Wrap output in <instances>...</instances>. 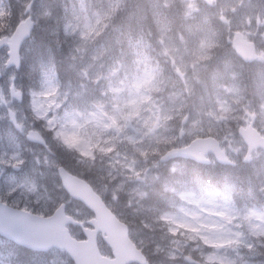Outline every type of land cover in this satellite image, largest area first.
I'll list each match as a JSON object with an SVG mask.
<instances>
[{
    "label": "rangeland",
    "instance_id": "rangeland-1",
    "mask_svg": "<svg viewBox=\"0 0 264 264\" xmlns=\"http://www.w3.org/2000/svg\"><path fill=\"white\" fill-rule=\"evenodd\" d=\"M99 1L104 3L98 9ZM143 1L142 6L134 5L135 10L140 18L148 17L155 24L157 36L152 33L150 37L156 39L151 41L142 31L133 32L131 42L120 53L110 49L103 54L97 33L113 27V21L105 20L110 0H76L61 19L51 18L52 9L43 0H0V37L11 32L15 18L18 23L28 15L36 17L33 37L21 51L20 71L6 70V50L0 52V202L43 216L63 198L42 184L41 175L51 176L58 163L55 157L32 150L21 152V160L14 139H2L8 129L7 116L12 113L25 129L40 130L50 147L63 155L69 154L58 144L61 133L53 140L46 128L74 129L63 143L78 148L82 156L92 159L93 152L109 156V167L100 175L84 172L108 206L132 225L150 264H264V153L255 152L244 163L245 149L235 133L239 123L248 122L254 113L264 134V0H230L220 6L211 0ZM6 4L14 10V18L7 16ZM135 10H128V15ZM48 21L52 23L47 35L56 40L41 53L34 38ZM171 24H176L173 29ZM125 27L129 30L128 24ZM235 29L254 41L260 55L254 65L239 71L231 65L235 61L227 48ZM168 30L172 32L167 36ZM223 35L230 37L227 42L222 41ZM133 49L144 55L153 50L157 59L162 56L176 67L185 87L174 102L193 118L189 135L217 133L235 163L228 173L240 178V185L226 176L218 178L217 184L190 180L187 174L189 182L178 176L169 185L164 178L160 180L164 173L172 175L182 166L160 164L166 151L162 146L186 142L146 134L140 127V105L148 98L136 99L128 79L129 51ZM55 52L67 53L70 60L63 81L57 75ZM115 54L123 55L127 65L117 85L108 68ZM211 55H215L210 61L214 75L223 76L217 69H224L223 61L229 59L225 70L234 71L241 81L234 77L221 84L213 77L197 82L201 61L205 67ZM32 67L37 80L29 85ZM11 86L21 94V101L10 96ZM22 163L27 168L18 175L12 173ZM39 164L43 170L36 167ZM156 185L167 196L150 202ZM62 255L51 253L33 264H71Z\"/></svg>",
    "mask_w": 264,
    "mask_h": 264
},
{
    "label": "water",
    "instance_id": "water-1",
    "mask_svg": "<svg viewBox=\"0 0 264 264\" xmlns=\"http://www.w3.org/2000/svg\"><path fill=\"white\" fill-rule=\"evenodd\" d=\"M28 23V22H27ZM26 24V23H25ZM29 34V25L24 27L21 25L11 39L8 47L10 48V60L7 66H18V48L22 40ZM236 51L243 57L245 61L252 56V45L242 42L237 37L234 40ZM238 43V45H237ZM6 44L5 40L0 41V47ZM256 134L250 128L247 131H240L249 148L262 147L264 148V140L255 139ZM27 139L43 144V139L36 132H29ZM253 140V141H252ZM197 143H192L190 147L181 150H171L167 152L162 160H167L176 157L189 158L197 161H203V154L208 152L202 150V153L195 152ZM209 151L214 153L218 162L227 163L224 155L217 148H210ZM59 175L62 180L63 187L68 193L84 202L96 215V221L93 220L91 224L96 228L94 231L86 232L87 242H76L72 240L67 232L64 230L67 219H63V207L56 210L54 216L49 219L32 216L27 213L12 210L8 207L0 205V235L16 241L21 245L30 247L33 250L45 251L51 247L65 249L75 264H127L130 262H137L144 264L145 260L141 254L129 243L127 239L126 226L116 221L112 214L105 208L101 200L95 196L86 186L82 189L83 183L66 174L62 169H59ZM61 218L60 226L56 224L55 218ZM30 224L37 226V229H23L18 236L15 234L16 229H20L19 225ZM46 226H49L46 228ZM103 228V229H100ZM24 231L31 233L32 237L25 239L22 234ZM97 231L106 232L107 237L105 242L115 251V260L110 261L99 255L97 245L93 235Z\"/></svg>",
    "mask_w": 264,
    "mask_h": 264
},
{
    "label": "clouds",
    "instance_id": "clouds-1",
    "mask_svg": "<svg viewBox=\"0 0 264 264\" xmlns=\"http://www.w3.org/2000/svg\"><path fill=\"white\" fill-rule=\"evenodd\" d=\"M229 38L227 35L221 37L223 42H227ZM261 70H264V67ZM187 75L188 73H186V77ZM128 79L136 99L143 101L144 98H148L147 102H142L140 105V127L145 130L146 134H164L187 143H192L196 139L195 135H189L193 123L191 114L179 109L174 102L176 94L185 87L184 80L177 75L175 66L160 56L153 69L145 71L130 59ZM157 122H159V127L155 126ZM45 131L51 133L53 140H57L58 133H61V139L58 141L59 146L73 157L77 166L84 168L89 174L100 175L109 167V156L93 152L92 159H89L82 156L78 148L69 147L63 143V138L72 136L75 132L74 129L70 127L63 130L46 128ZM182 132L183 135H181ZM162 147L167 150L166 145Z\"/></svg>",
    "mask_w": 264,
    "mask_h": 264
},
{
    "label": "trees",
    "instance_id": "trees-1",
    "mask_svg": "<svg viewBox=\"0 0 264 264\" xmlns=\"http://www.w3.org/2000/svg\"><path fill=\"white\" fill-rule=\"evenodd\" d=\"M121 25H119V27H120ZM61 70L59 69V72H60ZM22 142V144H23V146H25V147H28L29 145L26 143V141L25 140H23V141H21ZM60 163H61V165L62 166H64L67 170H69V171H73V172H78V171H75V170H73L72 169V165H74L73 163H75V161L74 160H70L69 159V157H67V156H64L63 157V161H60ZM76 165V164H75ZM77 166V165H76ZM77 168H79V166H77ZM52 185H53V187L55 186V185H57V183H55V182H53L52 183Z\"/></svg>",
    "mask_w": 264,
    "mask_h": 264
},
{
    "label": "flooded vegetation",
    "instance_id": "flooded-vegetation-1",
    "mask_svg": "<svg viewBox=\"0 0 264 264\" xmlns=\"http://www.w3.org/2000/svg\"><path fill=\"white\" fill-rule=\"evenodd\" d=\"M71 228H72V229H75V228L78 229L77 227H70V229H71ZM78 230H79V229H78ZM79 233H81L80 230H79ZM76 235H77V237L80 238V236H78L77 232H76Z\"/></svg>",
    "mask_w": 264,
    "mask_h": 264
},
{
    "label": "bare ground",
    "instance_id": "bare-ground-1",
    "mask_svg": "<svg viewBox=\"0 0 264 264\" xmlns=\"http://www.w3.org/2000/svg\"><path fill=\"white\" fill-rule=\"evenodd\" d=\"M237 69V67H235Z\"/></svg>",
    "mask_w": 264,
    "mask_h": 264
}]
</instances>
